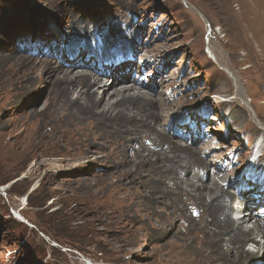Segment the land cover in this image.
I'll return each instance as SVG.
<instances>
[{"label": "rangeland", "instance_id": "1", "mask_svg": "<svg viewBox=\"0 0 264 264\" xmlns=\"http://www.w3.org/2000/svg\"><path fill=\"white\" fill-rule=\"evenodd\" d=\"M251 1L0 0V264H154L173 232L148 237L136 205L132 220L111 218L119 209L115 194L135 198L145 187L122 180L98 155L35 173L31 165L60 159L63 148L25 141L23 154L12 156L25 135L17 122L40 125L32 113L48 104L51 85L39 82L35 95L19 100L26 93L17 85L39 60L74 71L121 68L145 86L161 81L151 91L176 101L167 121L163 116L169 135L192 147L212 140L203 157L228 165L226 182L241 184L231 187L242 189L236 203L264 192L260 139L232 104L247 107L249 120L264 130V45L239 30L254 22ZM119 183L113 194L111 185ZM260 199L251 209L264 208Z\"/></svg>", "mask_w": 264, "mask_h": 264}, {"label": "bare ground", "instance_id": "2", "mask_svg": "<svg viewBox=\"0 0 264 264\" xmlns=\"http://www.w3.org/2000/svg\"><path fill=\"white\" fill-rule=\"evenodd\" d=\"M251 3L254 22L246 28L241 25L240 36L249 29L252 38L263 46L264 0ZM231 26L233 28L232 21ZM111 37L112 32L105 34V40ZM261 52L264 56V47ZM120 69L110 73L99 72L97 68L74 71L49 59L36 61L20 79L21 85H17L26 93L20 97V104L28 94L37 93V82L51 85L48 104L40 113H32L40 125L35 127L31 121L17 122V129L25 135L12 147V156L23 154L28 148H23L25 141L30 142V148L60 146L63 148L60 159L50 163L39 159L30 166V171L35 173L46 167L59 170L63 162L79 161L94 154L106 162L105 165L114 166L122 180L143 184L144 191L135 198L117 196L114 190H120V183L111 185L110 191L115 194L119 209L110 216L116 221L121 217L132 220V206L136 205L138 212L143 209V215L135 217L148 237L157 238L173 230L171 237L160 246L154 264L264 263V208L251 209L254 203H262L260 198H264V192L241 197L236 203L241 184L226 182L230 177L226 172L228 165L211 163L203 157L206 149L212 147V140L205 138L199 147H192L188 142L173 139L163 128V116L166 115L167 121L168 111L176 102L171 100L170 93L151 91L158 86L162 88L163 83L145 86L146 83L132 73ZM232 104L238 110L236 114L241 116L238 121L250 125L259 137L257 159L264 162V130L249 120L247 107H238L235 101ZM235 112L233 109L232 114ZM262 121L264 123V118ZM206 176H211L209 182H205ZM232 186L238 189L232 190ZM258 199L260 203H256ZM245 209L248 211L244 212ZM258 211L263 213L256 215Z\"/></svg>", "mask_w": 264, "mask_h": 264}]
</instances>
